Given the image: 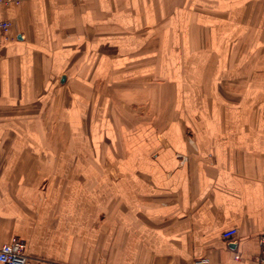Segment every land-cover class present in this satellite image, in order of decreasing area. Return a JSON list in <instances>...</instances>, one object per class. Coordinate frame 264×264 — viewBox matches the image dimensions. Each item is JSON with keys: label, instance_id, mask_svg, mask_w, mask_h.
Instances as JSON below:
<instances>
[{"label": "crops", "instance_id": "1", "mask_svg": "<svg viewBox=\"0 0 264 264\" xmlns=\"http://www.w3.org/2000/svg\"><path fill=\"white\" fill-rule=\"evenodd\" d=\"M1 15L0 245L20 237L32 264H256L264 0Z\"/></svg>", "mask_w": 264, "mask_h": 264}, {"label": "built area", "instance_id": "2", "mask_svg": "<svg viewBox=\"0 0 264 264\" xmlns=\"http://www.w3.org/2000/svg\"><path fill=\"white\" fill-rule=\"evenodd\" d=\"M24 0H0V39L6 40L10 38L11 22L8 18L1 15L3 6L16 5ZM187 139H190L187 136ZM183 163V162H182ZM236 228H229L222 232V237L231 239L236 235ZM260 250L255 257L256 264H264V233L258 236ZM0 263L1 264H32V259L26 252V242L16 235H12L9 239L0 245Z\"/></svg>", "mask_w": 264, "mask_h": 264}]
</instances>
